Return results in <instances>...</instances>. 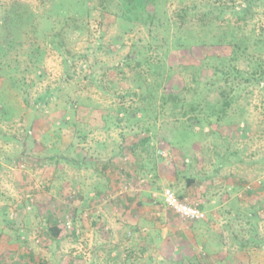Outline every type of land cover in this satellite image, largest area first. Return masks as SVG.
<instances>
[{"label": "rangeland", "instance_id": "1", "mask_svg": "<svg viewBox=\"0 0 264 264\" xmlns=\"http://www.w3.org/2000/svg\"><path fill=\"white\" fill-rule=\"evenodd\" d=\"M243 1L105 0L108 12H100L93 8L96 0H0V36L15 31L12 39L19 41L12 54L25 59L24 48L33 44L43 52L37 76L27 73L36 80L27 90L0 77V264H38L32 251L62 264H98L101 256L108 264L109 250L122 259L142 253L150 240L145 235L156 233L165 237H153L148 248L166 251L165 264L177 261L172 245L194 253L179 264L238 261V256L207 253L214 245L220 248L216 237L223 231L238 241L264 243L263 88H235L227 114L219 121L209 115L210 125L191 124L192 113L177 114L194 102L205 108L202 117L210 111L205 99L216 100L214 91L180 69L183 57L218 51L232 37L244 40L245 31L247 51L254 57L261 53L254 42L260 29L248 24L256 14L248 13V25L233 28L237 16L227 6ZM203 4L204 11H214L201 21ZM15 9L23 17L9 30L5 18ZM56 32L66 36L65 50L51 41ZM159 58L167 67L160 70L163 75L152 72ZM238 66L250 65L242 57ZM206 73L209 77L211 70ZM164 91L179 98L164 104ZM145 135L150 140L144 145ZM82 155L87 161L79 164ZM72 171L81 175L77 182L67 176ZM164 187L186 201L202 202L199 222L182 221L187 234L180 235L177 225L184 224L163 201ZM207 217L212 219L208 234L215 237L204 248L200 234ZM54 224H65L64 231L54 235ZM151 262L157 264L155 257Z\"/></svg>", "mask_w": 264, "mask_h": 264}, {"label": "trees", "instance_id": "2", "mask_svg": "<svg viewBox=\"0 0 264 264\" xmlns=\"http://www.w3.org/2000/svg\"><path fill=\"white\" fill-rule=\"evenodd\" d=\"M68 1H73V0H68ZM80 1V0H76ZM133 1V0H132ZM83 7H86V1H82L81 5ZM108 6L109 4L105 2V0H96L95 5L93 8H96L100 12H108ZM205 8L207 7V4L199 5V8ZM203 8L201 11H199L200 15V20L204 21L206 17L212 13L214 10L212 7H209L207 11H204ZM88 10V7L86 8ZM227 9L231 10L236 16H237V23L236 26H233L235 30H238L241 28V26L245 25H250L252 26L253 30L256 28H259L260 31L255 34L254 42L255 44L261 49V53L257 54V56L254 57V54L251 55L247 49L245 48L246 44V31L242 34V38L245 37L244 40L238 41L235 40L233 37L229 39L227 44H224L223 42L220 43L218 46V51H213L216 48L212 49L211 53H207L205 56H202L201 58H195L193 55H189L186 57H183L184 62L179 64L181 67L180 69L182 71L188 70L190 74L192 75L193 79L196 82L204 84V87L207 88V90H212L214 91L215 95V102L210 103L208 100L205 99V102L207 103L206 108L209 109V112L204 113V116L200 117L198 114L204 112L205 108L203 106H200L198 103L192 102L189 104L187 110H182L180 113H177L179 116H187V114H191L187 120H191V124H198L201 125L203 121H207V125H210L211 119L208 118L209 115H215L216 121L221 120L226 114L228 109L231 107L234 98L233 95L230 93L235 89L240 86H247V85H257L258 87H262L264 90V53L262 52L263 46L261 43L264 42V0H245L243 2H240L238 5L235 7H230L227 6ZM250 13L251 15L256 14L257 17L255 20L252 22L248 23V18L247 15ZM180 15V14H179ZM8 18H5V26H8L9 30L15 29L14 26H20V22L18 20H21L23 17L22 12L20 10H10L7 12ZM254 16H250V18H253ZM180 21H183V15H180ZM67 25H69L70 22H66ZM248 23V24H247ZM182 23H180L181 25ZM3 28V26H1ZM36 27V26H34ZM67 27V26H66ZM65 26L63 27V29ZM35 31V30H34ZM13 34H15V31H10V34L7 33V36H4V33L2 36H0V50H3V56L1 55L0 51V77L3 78V80H7L4 78V75L9 76V82L11 85L19 87L22 90H27L28 87H31L33 84H35V79L34 78H28L27 73L28 72H33L35 76H37L36 70L39 69L40 67L38 66V62L40 61V58L43 54L42 48L39 46H35V44L28 46L27 48H24L23 55L28 54L27 58L23 59V56H16L15 54H12L14 52V46L16 45V42L19 41H14L12 39ZM63 35V36H62ZM64 33L56 32L51 36V41L54 43L55 46L62 48L63 50L66 49V36L64 37ZM241 38V39H242ZM31 37L28 39L29 42H31ZM56 40V42H55ZM203 41V40H202ZM24 44H27L25 41ZM182 46L181 43H176L175 47H180ZM25 49H30L29 51ZM15 52L17 50L15 49ZM9 53V54H7ZM8 55V56H7ZM73 56V54H69V56ZM22 56V57H21ZM130 59L133 60V54L128 55ZM242 57H245L249 63V67L247 70H243L239 68L238 66V60ZM3 58V59H2ZM253 58L255 59V64H252ZM160 60L154 62L152 64V72L155 74L163 75V72L160 71L161 69L164 71L167 69L166 64L164 60L162 61L161 58ZM153 61L151 62H146L148 66L151 65ZM169 68V67H168ZM210 69L211 73L209 74V77H207L206 71ZM170 70V68H169ZM180 70V71H181ZM167 79L170 77V72L167 73L166 75ZM207 77V78H206ZM160 83L155 82V85L158 86ZM155 89V88H154ZM163 99V103L165 104L168 101L175 102L179 96L178 93H171V92H166L164 91L161 95ZM46 98V97H45ZM47 102V100H45ZM26 103V102H25ZM185 105V104H182ZM204 109V110H203ZM200 129H203L200 127ZM77 137H84L81 135H77ZM150 140L148 135H145L141 138L140 142L143 143L144 145L148 143ZM72 145V144H71ZM81 148L80 146H76L75 149L77 150ZM86 155L79 157V159L76 161L79 164H82L86 162L85 160ZM62 159H66L70 162L69 157L64 156ZM74 159V158H73ZM72 159V160H73ZM110 156L108 159L104 160L102 162V169H106L107 165L109 163ZM92 160L91 158L88 159V161ZM114 172L111 173V176L108 178L109 182L111 183L112 180L110 178L114 176ZM213 177V176H211ZM192 180L189 178L187 182H191ZM250 181V180H249ZM252 182V181H250ZM247 186L250 185L247 183ZM246 187V186H245ZM248 188V187H247ZM182 196L179 195L178 198H181ZM122 195L117 196V199H121ZM118 200V201H119ZM114 204L116 202H113ZM201 207L202 206V202ZM135 225V224H133ZM65 227V224L62 226H58L57 224H54V226H51L50 229H53V234L57 235L61 231H64L63 228ZM135 227V226H134ZM133 230H137V227L133 228ZM76 231V230H75ZM146 239L148 238V247H150L151 242L153 241L152 238L149 236H146ZM47 248V246H46ZM10 249V248H9ZM142 249V248H141ZM7 252H10V250H6ZM131 254H139L135 251L130 252ZM32 256L31 258L35 257V261H37L38 264H60L58 262H54L51 259H47L43 256H41L40 252L35 253L32 251ZM130 254V255H131ZM141 254V253H140ZM139 256V255H138ZM188 258L190 256H187ZM142 258V257H141ZM186 258V257H185ZM153 258L151 256L148 257L146 262H143L142 264H151ZM178 261L175 262V264Z\"/></svg>", "mask_w": 264, "mask_h": 264}, {"label": "crops", "instance_id": "3", "mask_svg": "<svg viewBox=\"0 0 264 264\" xmlns=\"http://www.w3.org/2000/svg\"><path fill=\"white\" fill-rule=\"evenodd\" d=\"M81 148H79L80 150ZM83 156V155H82ZM81 157V156H79ZM70 160H72L74 158V156H70L69 157ZM70 162V161H69ZM67 176L70 177V179L72 180V182H77V180L79 178H81V175L79 174L78 171H72V173H68ZM71 183V182H70ZM137 203H139L138 201H136ZM169 209V208H168ZM171 211V210H170ZM172 212V211H171ZM175 215V217H178L179 218V221L181 222V224H184L183 227H180L177 225V229L180 230V235L181 233H184L187 234L188 233V229L185 227V222H182L185 218H183L181 215L177 214V213H174L172 212L171 215ZM143 217V216H142ZM145 217V216H144ZM147 222H151L152 218H149V216H147ZM145 217V218H146ZM205 219V218H204ZM203 219V220H204ZM187 219H185L186 221ZM201 219H198V220H189L190 223L194 222L193 224L199 222ZM211 220V221H210ZM204 222V221H203ZM205 222H207L205 224L206 226V230H204L203 232H201L200 236H202V239L204 242V248H206V246H208L209 242L212 244L213 243V240L211 238H213V236L215 237V234L211 231L210 233L212 234H208L209 233V228L210 226L208 224H210L212 222V219L209 218L208 220V217L206 218ZM226 227L228 228L227 224H226ZM146 230V228H144ZM157 229L158 231H160L161 229L159 227H155L154 230ZM184 229V230H182ZM146 231H149L148 228ZM223 231V230H222ZM148 232H144V235L147 234ZM161 234H163L161 231H160ZM165 233V232H164ZM192 232H190L191 234ZM220 236L219 239L218 237H216V242H218V246H219V240H220V248H217L214 246H212V249L213 251H210V250H207L208 254H211L213 257L214 256H218V255H224L226 257L228 256H238V261H244L242 262L243 264H249L250 262V258L249 256L251 257V261L253 262L252 264H254V260L256 262V264H264V243L262 242H259L257 241V239H248V242H245L244 240L242 241H238L234 235L231 234L230 231H227V232H221L219 234ZM147 236V235H146ZM150 238H153L155 237V240H158L160 237H165L162 236V235H158L157 233L155 234V236L153 235H150L149 236ZM259 238V237H257ZM180 239V238H179ZM196 239V238H194ZM193 239V241H195ZM163 243V242H162ZM248 244V246H246ZM171 247V253L173 255V258L172 259H175L177 260L179 263L182 262V260L185 259V257L187 258V256H191V252H187V251H182L179 248H176L174 245H172ZM189 247H191L189 245ZM262 248V249H261ZM233 249H235V251H233ZM166 250V249H165ZM160 251V248L159 249H156L155 251H153L152 249L150 248H144V251L140 254V252H137L139 254H131L132 256H125V258H120V254H117L114 250H109L110 252V255L107 256L109 258V263L108 264H118V263H122V264H142L143 262H146V260L148 259L149 256H151L152 258L155 257L156 259V263L157 264H165L163 261H167V260H170L169 258H166L165 257V253L166 251H160V253L158 252ZM98 254H100L99 252H97ZM139 255V256H138ZM167 255V254H166ZM62 257V256H61ZM88 257V256H87ZM142 257V258H141ZM85 258V257H84ZM100 259H95L96 263H102V264H107L105 262V260L101 261V258L104 259L103 256L99 257ZM88 259H90V257H88ZM165 259V260H164ZM78 260V259H77ZM65 262L69 261V257L65 258V260H63ZM238 261H229V259H225V261L223 259H221L220 261L216 259L215 263L214 264H237ZM175 262V261H174ZM178 263V264H179ZM60 264H62V262H60ZM65 264V263H64ZM94 264V263H92ZM175 264V263H174Z\"/></svg>", "mask_w": 264, "mask_h": 264}, {"label": "built area", "instance_id": "4", "mask_svg": "<svg viewBox=\"0 0 264 264\" xmlns=\"http://www.w3.org/2000/svg\"><path fill=\"white\" fill-rule=\"evenodd\" d=\"M249 188V186H247ZM162 197L165 205L173 212L187 220H198L202 217L203 210L199 201H186L180 199L170 187L162 189ZM66 225H68L66 223Z\"/></svg>", "mask_w": 264, "mask_h": 264}]
</instances>
